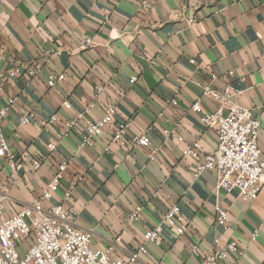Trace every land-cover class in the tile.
I'll return each mask as SVG.
<instances>
[{
  "label": "crops",
  "instance_id": "obj_1",
  "mask_svg": "<svg viewBox=\"0 0 264 264\" xmlns=\"http://www.w3.org/2000/svg\"><path fill=\"white\" fill-rule=\"evenodd\" d=\"M143 1L0 0V125L26 164L12 171L0 158L6 215L40 198L67 161L45 204L74 206L76 224L91 233L93 247L115 242L116 254L126 259L145 243L147 254L132 264H201L192 245L208 254L236 240L244 254L215 264H264V182L258 198L245 201L237 191L217 188L215 171L197 176V159L184 153L198 141L202 160L216 147L217 129L192 109L199 98L204 110L215 109L202 97L207 85L241 91L236 100L261 120L264 153V0ZM85 37L92 39L88 46ZM16 67L22 72L11 75ZM52 73L66 77L49 86ZM109 103L116 106L115 124L92 147L83 145L80 130L65 134L77 113L88 108L85 115L99 119ZM26 111L33 117L23 124ZM121 122L129 124L126 139L149 134L154 160L144 147L129 151L109 141ZM35 158L43 159L39 169L32 167ZM174 203L181 204L185 233L166 227L160 242L146 241L145 232ZM217 205L229 212L226 230L217 224Z\"/></svg>",
  "mask_w": 264,
  "mask_h": 264
},
{
  "label": "built area",
  "instance_id": "obj_2",
  "mask_svg": "<svg viewBox=\"0 0 264 264\" xmlns=\"http://www.w3.org/2000/svg\"><path fill=\"white\" fill-rule=\"evenodd\" d=\"M147 3L146 0L142 2L144 6ZM91 42V38L85 37V46ZM20 72L22 67H16L10 74ZM27 72L33 75L36 71L29 69ZM65 77V73L50 74L49 86H54L58 80H64ZM1 90L0 88V93ZM102 90V86L97 87V93ZM240 92L231 85H225L221 89L212 85L204 87L202 97L212 99L216 103L215 109L204 110L201 98L193 103L192 109L204 125L217 129L216 147L213 152L206 153L202 160L199 153L204 150L198 141L185 149L184 153L197 159V176L205 170L215 171L217 188L226 193L237 191L241 199L253 201L258 198L264 182V153L259 147L262 123L253 109L236 100L235 97ZM171 102L174 105L178 103L176 99ZM64 106L70 108L71 103L65 101ZM88 112L87 108L84 113H77L67 121L65 134L80 130L83 133V145L92 147L95 139L102 136L110 125L115 124L116 106L109 103L105 107L104 115L99 119L86 116L85 113ZM4 114L5 109L0 110V118ZM32 117L33 113L26 111L21 121L23 124L29 123ZM56 119L57 115L50 117L51 122ZM128 126V122L118 123L109 141L118 143L129 151L137 146L144 147L147 149L148 158L154 160L157 148L152 145L149 134L140 132L126 139L123 132ZM49 149L54 150L55 146L50 144ZM106 150H109V147H106ZM0 158L5 160V164L12 171L26 166L23 158L12 151L1 125ZM31 163L33 168L39 169L43 159L35 158ZM67 165V161L59 164L40 198L24 204L14 214L6 215L4 197L0 196V264H132L139 260L141 254H147L145 243L126 259L116 254L115 242L104 247H93L91 233L76 224L78 212L74 206H67L63 202L45 204L54 197ZM0 173H3V168ZM68 195L69 192L66 193V196ZM141 210L142 206H138L131 217L136 218ZM181 215V204L174 203L160 220L145 232V240L160 242L166 227L175 229L178 234L185 233L188 226L181 222ZM216 221L223 230L228 229L231 224L229 212L222 205L216 206ZM255 235L256 233L253 238ZM214 242L218 244L219 239L216 238ZM191 252L202 258L201 264H215L218 260L226 259L231 253L244 254L236 240H229L221 248L208 254H203L195 244L192 245Z\"/></svg>",
  "mask_w": 264,
  "mask_h": 264
}]
</instances>
